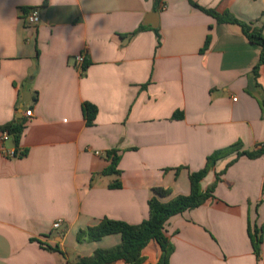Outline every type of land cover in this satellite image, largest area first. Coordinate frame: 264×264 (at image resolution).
<instances>
[{"label": "crops", "instance_id": "0c3cea01", "mask_svg": "<svg viewBox=\"0 0 264 264\" xmlns=\"http://www.w3.org/2000/svg\"><path fill=\"white\" fill-rule=\"evenodd\" d=\"M191 1L264 36V0ZM260 51L188 0H0V130L23 123L18 145L0 139V264H78L121 241L78 234L104 218L137 225L154 188L170 190L162 202L188 195L189 173L213 152L263 145L264 65L251 72ZM85 102L97 109L90 126ZM112 150L120 174L103 175ZM232 158L201 182L206 190L219 174L214 199L166 222L169 264H264V155L223 172ZM248 225L261 231L260 258ZM160 254L149 242L142 264Z\"/></svg>", "mask_w": 264, "mask_h": 264}, {"label": "trees", "instance_id": "16d2710c", "mask_svg": "<svg viewBox=\"0 0 264 264\" xmlns=\"http://www.w3.org/2000/svg\"><path fill=\"white\" fill-rule=\"evenodd\" d=\"M48 0H43V6L47 5ZM190 5L199 9L203 13L213 17L219 23H232L241 27L244 36L250 43L256 44L261 48L259 62L252 69V74L257 75L258 69L261 65H264V36L262 29L253 27L251 23H245L237 20L233 15L229 13L219 14L212 9H205L195 4L191 0H188ZM25 13L28 11L24 10ZM144 29L140 27L137 31L127 35V37L134 36L137 32ZM210 39L207 37L201 53L206 51L209 47ZM157 44L160 45L159 36ZM86 68V65H85ZM262 113L264 115V100L260 101ZM82 114L87 125H91L97 114V109L90 103L82 104ZM23 129V123H11L5 125L0 131L6 130L12 138L13 143L18 145L20 135ZM22 154V153H21ZM24 154V153H23ZM264 155V144L253 149L243 150L239 142L221 150L213 152L206 158L204 167L197 171L191 172L188 175L190 192L188 195H179L167 202L160 201V198L168 196L170 190L163 188H154L152 190L153 196L148 201L149 216L146 220L137 225H129L122 221L110 220L104 218L100 220L95 226L90 227L83 231L82 234H78V240L87 239L94 242L99 241L108 235H119L120 243L110 249H98L92 256L80 259L78 264H112L116 261H121L123 264H142L144 257L142 256V250L151 241H154L159 246L161 251L160 257L155 264H169V258L174 251L170 238L166 235L165 224L173 216L182 214L183 212L202 206L209 199H214V189L218 180H216L206 189L202 190L201 182L206 175L215 167L218 160L233 156V158L227 163L223 172L236 162L241 157L248 159H257ZM106 158L109 160V165L102 172L103 175H119L120 171L117 169L120 161V156L117 151L112 150L106 153ZM177 171L180 168L176 169ZM222 173V172H221ZM113 187H119V183L113 185ZM248 237L251 243V247L254 255L260 258L261 247L263 243L261 231L256 227L248 225L247 228Z\"/></svg>", "mask_w": 264, "mask_h": 264}, {"label": "built area", "instance_id": "2783aa9c", "mask_svg": "<svg viewBox=\"0 0 264 264\" xmlns=\"http://www.w3.org/2000/svg\"><path fill=\"white\" fill-rule=\"evenodd\" d=\"M162 8H163V6H162ZM25 20L30 25H36L39 23L40 18H39V15L37 12H32L31 14L26 15ZM83 64H84V55L78 54L77 56H75V65L77 66V68L79 70H82ZM25 116L26 117L32 116V110L31 109L28 110L25 113ZM10 138H11V135L6 130L0 131V139L2 142H7L10 140ZM5 154L7 157H9L11 159H14V158L21 156L19 151H17L16 149L5 150ZM61 224H62V220H56L53 223L52 227H53V229H59Z\"/></svg>", "mask_w": 264, "mask_h": 264}]
</instances>
